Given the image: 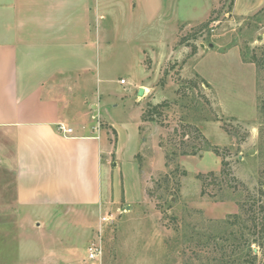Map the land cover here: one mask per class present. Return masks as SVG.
Returning a JSON list of instances; mask_svg holds the SVG:
<instances>
[{
	"label": "rangeland",
	"instance_id": "374dc122",
	"mask_svg": "<svg viewBox=\"0 0 264 264\" xmlns=\"http://www.w3.org/2000/svg\"><path fill=\"white\" fill-rule=\"evenodd\" d=\"M231 1L222 0L198 23L178 24L176 16L203 17L207 3L183 0L175 7L174 0H163L164 13L154 18L141 14L144 19L137 17L140 23L134 24L133 33L112 29L110 37L116 40L105 64L109 76L126 79L130 71L132 78H139L143 73L141 68L130 69L137 50L121 49L122 39L129 37L134 45H142L143 40L157 48L145 56L148 88L138 98L130 82L113 83L107 92L102 86L96 95L100 120L114 125L123 139L126 129L129 136L131 128L137 130L148 103L166 102L153 114L154 120H142L137 161L145 209L159 215V224L171 230V257L177 264H252L248 242L253 239H258L251 246L256 264H264V4L239 19L229 16ZM209 19L207 26L199 28ZM99 123L94 131L110 129L114 144L117 133L107 123ZM116 158L112 153L111 166ZM223 160L227 161L224 167ZM0 188L13 199V177L3 169ZM14 208L5 215L0 206V264H37L41 236L35 228L26 229ZM121 213L117 208L103 215L113 222L99 225L95 220L86 245L100 236L105 248L108 240L117 239L120 221L129 217ZM140 213L144 209L135 208L132 215ZM254 223H258L256 231ZM69 225L73 226L70 233L80 231V226ZM85 258V264L97 263L88 254Z\"/></svg>",
	"mask_w": 264,
	"mask_h": 264
},
{
	"label": "crops",
	"instance_id": "0c3cea01",
	"mask_svg": "<svg viewBox=\"0 0 264 264\" xmlns=\"http://www.w3.org/2000/svg\"><path fill=\"white\" fill-rule=\"evenodd\" d=\"M174 1L175 7L183 2ZM205 2L203 17L176 16V22L198 23L222 4ZM263 4L233 0L229 16L243 19ZM164 9L163 0H0V170L14 182L13 199L0 188V206L5 215L15 207L26 229H37V264L87 263L93 222L100 225V217L117 208L121 217H129L120 221L118 238L107 241L96 264H177L171 257V230L145 209L137 161L143 109L137 130L131 128L129 136L126 129L123 139L114 125L100 120L102 109L96 102L102 86L107 92L113 83L130 82L137 91L148 88L145 56L157 48L143 40L134 45L129 37L122 39L121 49L137 50L130 69L143 73L139 78H132L130 71L126 79L109 76L105 64L116 40L110 34L114 28L133 33L134 24L140 23L137 17L154 18ZM99 121L115 129L114 144L110 129L94 131ZM59 125L72 131L65 133ZM112 153L117 157L114 166ZM135 208L145 213L134 216ZM70 223L80 231L70 233Z\"/></svg>",
	"mask_w": 264,
	"mask_h": 264
},
{
	"label": "trees",
	"instance_id": "16d2710c",
	"mask_svg": "<svg viewBox=\"0 0 264 264\" xmlns=\"http://www.w3.org/2000/svg\"><path fill=\"white\" fill-rule=\"evenodd\" d=\"M232 3H233V1H231V4H232ZM210 21H211V19H209V20L203 22L202 24H200L199 28H202V27H204V26H207V24H208ZM195 50H196V46H194V48H193V51H195ZM147 105H148L147 108L144 109L143 112H142V115H141L142 120H154V118H153V114L158 110V108L165 106V105H166V102H164V103H159V104H157V103H156V104L148 103ZM113 131H114V133L116 132L115 129H113ZM216 152H217V151H216ZM182 154H187V153L184 152V153H182ZM222 165H223V167L226 166V165H227V161L223 160V161H222ZM223 171H224V170H223ZM224 172H225V171H224ZM226 174H228V173H226ZM201 175H202V174H199V175H198L199 178H200ZM201 194H202V195L205 194L204 186H203V188H202V190H201ZM263 209H264V207H263ZM262 225H263V224H262ZM254 226H256V228H255V231H256L257 228H258V223H254ZM257 241H258V239H253V240H250V241L248 242V248L250 249V251H249L248 253H249L250 257H251L252 264H256L257 254L254 253V250H253V248H252L251 246H252V244H254V243L257 242ZM260 244H261V243H260Z\"/></svg>",
	"mask_w": 264,
	"mask_h": 264
},
{
	"label": "built area",
	"instance_id": "2783aa9c",
	"mask_svg": "<svg viewBox=\"0 0 264 264\" xmlns=\"http://www.w3.org/2000/svg\"><path fill=\"white\" fill-rule=\"evenodd\" d=\"M120 82L122 84L125 83V79H121ZM60 129L65 133H70L72 129H65L63 125H60ZM101 223L102 222H113V219L110 216H103L101 217ZM104 254V248L102 244L101 237L99 236L98 239L94 242H92L88 247V259L94 263L95 261L100 260L103 257Z\"/></svg>",
	"mask_w": 264,
	"mask_h": 264
},
{
	"label": "water",
	"instance_id": "95a60500",
	"mask_svg": "<svg viewBox=\"0 0 264 264\" xmlns=\"http://www.w3.org/2000/svg\"><path fill=\"white\" fill-rule=\"evenodd\" d=\"M145 92V88L144 87H140V89L138 90V95L139 96H143Z\"/></svg>",
	"mask_w": 264,
	"mask_h": 264
}]
</instances>
